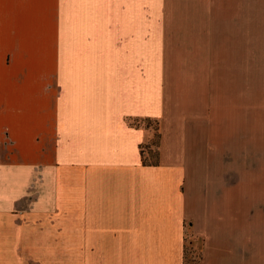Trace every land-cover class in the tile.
Listing matches in <instances>:
<instances>
[{
  "label": "crops",
  "instance_id": "1",
  "mask_svg": "<svg viewBox=\"0 0 264 264\" xmlns=\"http://www.w3.org/2000/svg\"><path fill=\"white\" fill-rule=\"evenodd\" d=\"M186 234L264 264V0H0V264H185Z\"/></svg>",
  "mask_w": 264,
  "mask_h": 264
},
{
  "label": "trees",
  "instance_id": "2",
  "mask_svg": "<svg viewBox=\"0 0 264 264\" xmlns=\"http://www.w3.org/2000/svg\"><path fill=\"white\" fill-rule=\"evenodd\" d=\"M145 123H149L153 125L154 128V132H155V137H153V139L151 140V138L149 139L148 143L144 145V156H145V160H144V164L145 166H158L160 163V147H161V139H162V134H161V127H160V122L158 120H153V119H144L143 120V124ZM134 126H140L139 123H133ZM145 129L146 126H144ZM186 244H185V264H186V259H187V253H188V246L189 244L192 247L193 250V254H196V258H198L200 260L201 258V251L198 247L197 241L191 236V238H189V235L186 234ZM190 240V243H189ZM198 260V261H199ZM194 264H197L198 262L193 260Z\"/></svg>",
  "mask_w": 264,
  "mask_h": 264
},
{
  "label": "rangeland",
  "instance_id": "3",
  "mask_svg": "<svg viewBox=\"0 0 264 264\" xmlns=\"http://www.w3.org/2000/svg\"><path fill=\"white\" fill-rule=\"evenodd\" d=\"M144 126H146L147 130H149V131L151 132V134H152V136H151V140H152L153 137H155V132H154L153 125H152V124H149V123H145ZM189 242H190V240H189ZM192 247H193V246H191V245L189 244V246H188V253H187V259H186V264H194V263H193V260L199 262V261H198L199 259L196 258L197 255L192 253L193 250L195 249V248H194V249L192 250Z\"/></svg>",
  "mask_w": 264,
  "mask_h": 264
}]
</instances>
